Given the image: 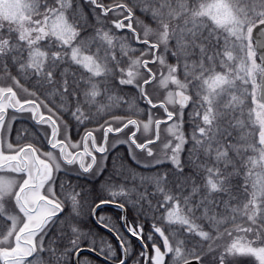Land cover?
<instances>
[{"label": "snow or ice", "instance_id": "1", "mask_svg": "<svg viewBox=\"0 0 264 264\" xmlns=\"http://www.w3.org/2000/svg\"><path fill=\"white\" fill-rule=\"evenodd\" d=\"M0 264H264V0H0Z\"/></svg>", "mask_w": 264, "mask_h": 264}, {"label": "trees", "instance_id": "2", "mask_svg": "<svg viewBox=\"0 0 264 264\" xmlns=\"http://www.w3.org/2000/svg\"><path fill=\"white\" fill-rule=\"evenodd\" d=\"M17 127H20L21 129H23V128H25V127H28V125H27V124H19V125H17ZM188 131H189V133H190L191 129H188ZM77 138H78V137H77ZM125 147H126V146L120 148L119 155H123V154H124ZM125 163H130V164H132L133 166H136V165H135V162H134V161H131L130 158H129V160L125 161ZM110 173H111V160L109 161V173H105L103 179H108ZM105 214H106V215H109V216H113V213H112L110 210L106 211ZM113 218H114V217H113ZM146 230H147V228H146ZM102 235H103L106 239H108V236H107V233H106V232L102 233ZM97 239L99 240V237H97ZM112 242L115 243V241H112ZM133 247H134L135 249H139V244H138V242L135 241V240H134Z\"/></svg>", "mask_w": 264, "mask_h": 264}, {"label": "water", "instance_id": "3", "mask_svg": "<svg viewBox=\"0 0 264 264\" xmlns=\"http://www.w3.org/2000/svg\"><path fill=\"white\" fill-rule=\"evenodd\" d=\"M134 240H135V238H133ZM138 242V241H137ZM138 244H139V242H138Z\"/></svg>", "mask_w": 264, "mask_h": 264}]
</instances>
